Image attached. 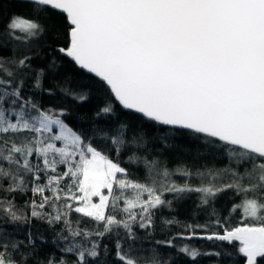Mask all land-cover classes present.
Segmentation results:
<instances>
[{
  "label": "snow or ice",
  "instance_id": "6c2138e0",
  "mask_svg": "<svg viewBox=\"0 0 264 264\" xmlns=\"http://www.w3.org/2000/svg\"><path fill=\"white\" fill-rule=\"evenodd\" d=\"M9 4L0 264H264V0Z\"/></svg>",
  "mask_w": 264,
  "mask_h": 264
},
{
  "label": "trees",
  "instance_id": "16d2710c",
  "mask_svg": "<svg viewBox=\"0 0 264 264\" xmlns=\"http://www.w3.org/2000/svg\"><path fill=\"white\" fill-rule=\"evenodd\" d=\"M0 3H2L4 5V8H5V11H6L7 14H11L12 12H26V9L23 8V7H19V6L15 5V4H11L10 5L9 4V0H0ZM2 22H3V18L0 17V23H2ZM45 99H47V98H45ZM95 103H96V101H95V99H93L91 102L84 104L80 108V111H82V112L89 111V109ZM172 155H175V153L169 154L170 162H174V161L171 160V156ZM17 199H18V203H21L22 204V202H23L22 199L19 198V197ZM178 215H179V218L181 220H187L189 213L182 208L180 210V212L178 213ZM198 222H201L202 223L203 222V217H200V220ZM33 223L35 224L36 222L33 221ZM178 230H179L178 228L173 227L171 229V232L174 233V232H176ZM141 234L143 235V233H141ZM164 238H165L164 234L161 233L159 229H157V232L155 234L154 239L159 240V239H164ZM145 243H148V242L145 241ZM176 243L179 244V243H181V241H177ZM190 244L193 245V246H196L198 248H201L202 250L203 249H209V248H212L213 247V245L210 242H206V241H202V240H192V241H190ZM49 250H51V249L50 248H45V251H49ZM161 251L164 252V253H168V252H173L174 253V250L173 249H161ZM178 264H193V262L190 261L188 258L181 256L179 258ZM198 264H212V259L206 258V257L205 258H200L198 260Z\"/></svg>",
  "mask_w": 264,
  "mask_h": 264
}]
</instances>
